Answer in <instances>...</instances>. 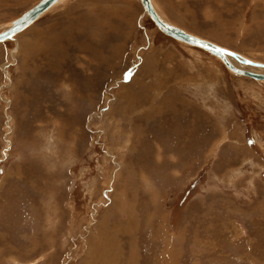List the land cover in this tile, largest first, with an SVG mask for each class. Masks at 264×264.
I'll return each mask as SVG.
<instances>
[{
    "label": "rangeland",
    "instance_id": "rangeland-1",
    "mask_svg": "<svg viewBox=\"0 0 264 264\" xmlns=\"http://www.w3.org/2000/svg\"><path fill=\"white\" fill-rule=\"evenodd\" d=\"M154 1L264 63V0ZM150 19L66 0L0 44V264H264V84Z\"/></svg>",
    "mask_w": 264,
    "mask_h": 264
},
{
    "label": "water",
    "instance_id": "water-1",
    "mask_svg": "<svg viewBox=\"0 0 264 264\" xmlns=\"http://www.w3.org/2000/svg\"><path fill=\"white\" fill-rule=\"evenodd\" d=\"M60 0H42L25 14H23L20 18L15 20L12 24V27L8 30H5L0 33V43H4L5 41L10 40L14 36H16L19 32L29 28L32 26L36 21L40 19V17L47 12L52 6H54ZM141 3L148 13L149 17L155 23V25L160 29V31L170 37H173L177 40H180L185 43H189L191 45H195L202 49H205L215 55H218L225 66L232 70L234 73L250 77L256 81H263L264 75L253 73L250 71H244L238 68H235L228 60V56L234 57L238 59L241 63L246 65H252L254 67H261L264 68V64L262 63H255L251 60L242 58L239 54L233 53L232 51L226 50L223 47H220L210 41L205 39L198 38L191 34L184 32L182 29H179L175 26H172L166 22H164L159 15L156 13L151 0H141Z\"/></svg>",
    "mask_w": 264,
    "mask_h": 264
},
{
    "label": "bare ground",
    "instance_id": "bare-ground-1",
    "mask_svg": "<svg viewBox=\"0 0 264 264\" xmlns=\"http://www.w3.org/2000/svg\"><path fill=\"white\" fill-rule=\"evenodd\" d=\"M42 1V0H41ZM64 1H66V0H60L59 2H57L54 6H52L47 12H45L41 17H40V19L45 15V14H47L50 10H52L54 7H56L57 5H59L60 3H62V2H64ZM152 1V5H153V7H154V9H155V11H156V13L159 15V17L164 21V22H166V23H168V24H170V25H172V26H175V27H177V28H179V29H182V28H180V27H178V26H176V25H174V24H172L169 20H167V19H165L163 16L164 15H162L160 12H159V10L157 9V7H156V5H155V1L154 0H151ZM140 2H141V0H140ZM142 4V3H141ZM143 6V5H142ZM144 8V7H143ZM144 11H145V9H144ZM145 13H146V15H147V17L150 19V17H149V15H148V13L145 11ZM151 20V19H150ZM15 21V20H14ZM152 21V20H151ZM37 22V21H36ZM153 22V21H152ZM12 24H13V21L9 24V26L8 27H6V29L5 30H8L9 28H11L12 27ZM35 24V23H34ZM33 24V25H34ZM153 24H154V26L158 29V31L160 32V33H162L161 31H160V29L155 25V23L153 22ZM32 25V26H33ZM31 27V26H30ZM29 27V28H30ZM29 28H27V29H29ZM27 29H25V30H23V31H21V32H19L16 36H18L19 34H21V33H23L24 31H26ZM5 30H3V31H5ZM184 32H186V33H188L187 31H185L184 29H182ZM2 31V32H3ZM1 33V32H0ZM163 35H165V36H167V37H169V38H171V39H173L174 41H176V42H178V43H181V44H184V45H188V46H190V47H194V48H197V49H200V50H202V51H204V52H206V53H208V54H211V56H213V57H215V58H217L218 60H220V61H222V59L218 56V55H215V54H213V53H211V52H209V51H207V50H205V49H202V48H200V47H197V46H195V45H191V44H189V43H185V42H182V41H180V40H177V39H175V38H173V37H170L169 35H166V34H164V33H162ZM188 34H190V33H188ZM191 35H193V34H191ZM16 36H14L13 38H11L10 40H8V41H11V40H14V38L16 37ZM193 36H195V35H193ZM196 37H198V36H196ZM198 38H201V37H198ZM201 39H204V38H201ZM206 40V39H205ZM8 41H5L4 43H6V42H8ZM207 41H209V40H207ZM211 42V41H210ZM213 43V42H212ZM1 44V43H0ZM215 44V43H214ZM217 45V44H216ZM219 46V45H218ZM220 47H222V46H220ZM224 48V47H223ZM224 49H226V48H224ZM226 50H229V49H226ZM229 51H231V50H229ZM233 53H236V54H239V53H237V52H234V51H232ZM242 58H245V59H248V60H251V61H253L252 59H249V58H246L245 56H243V55H241V54H239ZM228 60H229V62L235 67V68H238V69H241V70H244V71H250V72H253V73H257V74H261V75H264V68H261V67H254V66H252V65H246V64H243V63H241L238 59H236V58H234V57H231V56H228ZM223 62V61H222ZM253 62H255V63H261V62H256V61H253ZM262 64H264V63H262ZM228 69V68H227ZM230 72H232L233 74H235V75H238V74H236V73H234L232 70H230V69H228ZM239 76H241V75H239ZM243 77H246V76H243ZM248 78H250V77H248ZM259 83H262V84H264V80L263 81H258Z\"/></svg>",
    "mask_w": 264,
    "mask_h": 264
}]
</instances>
